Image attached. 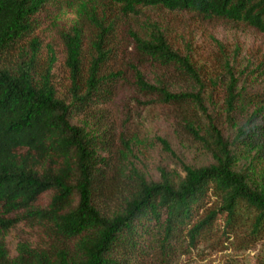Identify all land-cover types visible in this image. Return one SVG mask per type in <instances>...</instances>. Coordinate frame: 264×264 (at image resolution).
<instances>
[{
	"label": "trees",
	"instance_id": "trees-1",
	"mask_svg": "<svg viewBox=\"0 0 264 264\" xmlns=\"http://www.w3.org/2000/svg\"><path fill=\"white\" fill-rule=\"evenodd\" d=\"M62 1L0 0V264H172L199 245L253 248L264 239V0L80 4L57 33L59 61L39 34ZM219 26L261 42L225 43L207 32ZM139 111L208 160L142 169L123 135ZM17 226L38 244L12 257L3 236Z\"/></svg>",
	"mask_w": 264,
	"mask_h": 264
},
{
	"label": "rangeland",
	"instance_id": "rangeland-1",
	"mask_svg": "<svg viewBox=\"0 0 264 264\" xmlns=\"http://www.w3.org/2000/svg\"><path fill=\"white\" fill-rule=\"evenodd\" d=\"M95 0H63L56 7L50 21V24L40 31L43 51H46V45L50 44L58 52L59 61L61 54L59 52V40L57 33L60 30L67 29L77 19L78 7L80 4H93ZM59 8V10H57ZM230 31V32H229ZM206 32V31H205ZM216 37L222 39L225 43H234L232 41L251 42L254 46L261 42V38L254 32L248 30L236 31L226 26L212 27L210 31ZM206 35L197 38L198 43L207 46ZM60 80H64V74L61 72L60 65L56 69ZM131 122L125 129L124 137L129 138L130 146L134 149V153L139 161V166L145 171H149L151 175L156 174V166L158 163L171 166L176 163V157H181L183 161L203 162L208 157L203 150L188 135L177 130L175 127L168 125L167 121L161 117L153 116L144 111L133 114ZM161 135L172 145L174 154L165 152L161 149L156 141V136ZM132 144V145H131ZM122 149V147H121ZM123 152H126L123 147ZM40 232L35 233L37 239L42 238ZM33 237L28 233L24 226H17L10 229L4 236L3 242L10 256L16 255V247L19 242L34 243ZM172 264H264V239L250 249L228 248L224 250H212L206 245H199L191 254L181 255L177 257Z\"/></svg>",
	"mask_w": 264,
	"mask_h": 264
}]
</instances>
